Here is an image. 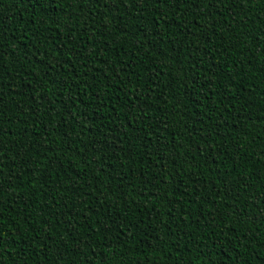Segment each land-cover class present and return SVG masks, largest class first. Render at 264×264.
Wrapping results in <instances>:
<instances>
[{"label": "trees", "instance_id": "1", "mask_svg": "<svg viewBox=\"0 0 264 264\" xmlns=\"http://www.w3.org/2000/svg\"><path fill=\"white\" fill-rule=\"evenodd\" d=\"M103 3L0 0V264H264V0Z\"/></svg>", "mask_w": 264, "mask_h": 264}, {"label": "snow or ice", "instance_id": "2", "mask_svg": "<svg viewBox=\"0 0 264 264\" xmlns=\"http://www.w3.org/2000/svg\"><path fill=\"white\" fill-rule=\"evenodd\" d=\"M89 2L93 5V7L95 6H100V7H105L106 5L103 3V0H89ZM131 2L133 5H138V0H108V6L113 5V4H124L125 6H127V4ZM189 0H152V3L155 4L156 6H163V5H168L170 3H188ZM192 2L194 4L197 3V0H192ZM217 2V0H207V4L212 6L213 8L215 7V3ZM220 3H223V0H219ZM253 2V0H232L233 6H235L236 4H251ZM144 3H148V0H144ZM117 11H119V9H117ZM89 12H91V9H89ZM209 15H211V13H209ZM166 16V13H162L158 20H164V17ZM167 22V21H164ZM3 25L2 23H0V28H2ZM6 34L3 32H0V68H2L4 66V56L6 54H8L5 49L7 44L9 43L8 40L5 39ZM53 71H55V69H53ZM87 71V69H86ZM57 83H59V81H56ZM61 87H63L64 85L61 84ZM133 92L137 91V89H133ZM3 97V93L0 92V99H2ZM0 113H2V109H0ZM84 115L86 116L87 113H84ZM146 118V117H145ZM88 164H91L92 161L91 160H87V157L85 158ZM51 165H55L57 163V160H53L50 162ZM3 168L4 165L2 163H0V197L3 196V189H4V182H3ZM171 175H176V173H171ZM9 183H11V181H9ZM98 200V198H97ZM3 204L4 201L2 199H0V251H2L3 248V240H4V210H3ZM108 209H105V212L107 213ZM72 219H75V217H72ZM257 219H264V210L261 211V213L259 214V216L257 217ZM145 220H148V223H145ZM145 220H141L139 222V224H143L144 228H148L151 227V220L150 218H145ZM173 220H175V217H173ZM97 221H93V223H96ZM117 221L115 218L112 219L111 224L105 223L104 224V231L105 233H107L112 224H116ZM138 225H130L127 226V232L128 233H132V228L133 227H139ZM118 228V232H117V238L119 239V236L121 234H123L125 232L124 228H120L119 225H117ZM155 230V229H153ZM130 238V237H129ZM79 243V242H78ZM127 243V240L122 241V246L124 244ZM88 264H98V262L94 259L92 261H89ZM122 264V261H121ZM190 264V262H189ZM201 264H204V262L202 261Z\"/></svg>", "mask_w": 264, "mask_h": 264}]
</instances>
